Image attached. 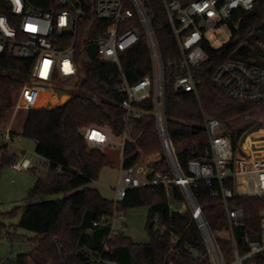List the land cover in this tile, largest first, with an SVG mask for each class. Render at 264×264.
<instances>
[{
  "label": "trees",
  "instance_id": "obj_1",
  "mask_svg": "<svg viewBox=\"0 0 264 264\" xmlns=\"http://www.w3.org/2000/svg\"><path fill=\"white\" fill-rule=\"evenodd\" d=\"M154 29L165 66V108L170 139L176 150L182 172L188 175V164L204 156L205 116L213 117L228 127L241 117H251L264 104H247L231 100L226 92L213 83L219 66L227 61H239L251 67L264 68V0H257L253 10L236 11L230 23L231 39L220 48L205 45L209 57L200 67L191 69L200 82L197 92H187L176 86L180 51L169 25L163 0H141ZM33 2L47 6L38 0ZM96 0H77L85 13L80 19L74 60L78 78L73 83L70 98L51 108L27 110L22 136L36 143V154L44 160V170L36 174V182L27 197L18 226L32 232L28 239L29 254L18 256L17 264H211L207 241L187 210L171 207L165 188L146 186L128 190L123 202L106 199L99 190L89 187L108 164L105 152L87 145L82 130L91 125L110 129L116 136L123 132L125 110L121 103L124 92L116 89L122 75L130 83L152 75V59L147 37L141 31L138 44L121 55L120 64L100 57L90 60L86 48L98 42L109 25L106 20L93 18ZM30 59L9 52L0 54V129L14 113V88L28 80ZM57 100V99H55ZM145 112L135 121L131 139L124 149L123 165L141 162L143 155L162 150L155 117L154 104L148 99L139 105ZM261 123H250L231 129L235 149L243 135ZM8 128V127H7ZM25 152L2 151L0 176L3 167L12 166ZM154 167V166H153ZM225 186L233 184L224 180ZM219 183L209 185L200 181L193 194L202 208L217 245L227 262L234 259V242L228 235V223L222 201L214 197ZM65 194L63 198L52 196ZM68 194V195H67ZM173 202L181 207L183 194L172 186ZM149 207L146 230L149 242L136 243L123 233L114 232V217L136 207ZM232 208L246 212V223L235 229L239 254L248 251L247 236L259 234L264 202L257 197L236 196ZM264 264V255L257 258Z\"/></svg>",
  "mask_w": 264,
  "mask_h": 264
},
{
  "label": "built area",
  "instance_id": "obj_2",
  "mask_svg": "<svg viewBox=\"0 0 264 264\" xmlns=\"http://www.w3.org/2000/svg\"><path fill=\"white\" fill-rule=\"evenodd\" d=\"M47 6L40 7L33 0H0V54L9 52L22 59H30L31 69L28 80L23 84L18 100L14 104V114L20 110L44 108V102L61 96L76 82L78 68L74 60L75 45L80 19L85 13L76 5L77 0H38ZM257 0H163L169 25L180 51L182 69L176 79V86L187 92H197V81L191 69L200 67L209 59L205 50L208 44L220 48L227 41L221 30L230 29L236 11L253 10ZM93 18L106 20L109 25L104 36L96 42L100 57L120 64L123 53L135 47L141 36L140 25L147 37L152 59V75L130 83L122 75L116 89L124 92L126 98L121 103L125 110L123 132L116 136L108 128L91 125L82 130L87 145L105 150L117 146L121 150L119 182L116 187V201L123 202L127 192L133 188L150 185L165 188L171 207L187 210L199 225L207 241L211 264H257V257L264 255V211L261 216L259 234L248 235L246 254H239L235 243V229L246 223V212L242 208H232L230 200L236 196L257 197L264 202V128H252L246 132L235 149L230 136L231 129L219 120L205 116L204 156L188 164L185 175L178 163L177 152L172 143L167 126L164 86L165 66L160 47L141 0H96ZM88 57V55H87ZM213 83L224 90L236 102L264 104V68L251 67L239 61L222 63L213 76ZM69 96V94H68ZM70 98V96H69ZM148 99L154 104L157 128L162 145V153L145 163L126 167L123 165L124 149L131 139L135 121L144 110L139 107ZM62 104V103H61ZM120 137L119 142L114 138ZM22 152L21 136L11 128L0 129V158L2 151ZM30 160L19 159L12 167L16 170L29 169ZM154 166V167H153ZM224 180L233 184L225 186ZM200 181L209 185L219 183L214 197L225 207L228 235L234 242V259L227 262L223 257L215 237L203 216L193 187ZM178 186L184 202L180 208L173 202L171 188ZM121 217L120 214H116ZM115 215V216H116ZM115 218V217H114ZM117 235L118 233L115 232ZM5 264V263H1ZM94 264H103L97 260Z\"/></svg>",
  "mask_w": 264,
  "mask_h": 264
},
{
  "label": "rangeland",
  "instance_id": "obj_3",
  "mask_svg": "<svg viewBox=\"0 0 264 264\" xmlns=\"http://www.w3.org/2000/svg\"><path fill=\"white\" fill-rule=\"evenodd\" d=\"M225 40L231 39V30L224 27L221 30ZM89 58V57H88ZM90 59V58H89ZM92 60V59H90ZM73 85L67 89L60 102L55 100L53 105L65 103L68 99L62 100L64 95L73 90ZM21 91L20 86H16L13 91L15 101L18 100ZM69 97V96H68ZM51 103L44 102L43 107L48 108ZM264 110V108H262ZM27 115L26 110H20L13 113L5 123V129L11 128L15 133L21 136L22 151L24 157L31 161L32 166L29 169L16 170L12 166H5L0 176V264H17L18 256L25 254L24 245L28 243L29 238L35 237L32 232L26 231L18 226L24 208L29 204L27 197L30 190L36 182V174L33 168L38 171L44 170V160L36 154V143L32 139L22 136L23 125ZM250 123H261L264 128V112L251 117H241L230 123V129L243 127ZM264 137V136H259ZM115 142L120 141V137L114 138ZM176 150L179 146L175 147ZM108 157V164L101 170L97 180L93 181L89 187L99 190L102 196L109 200L116 201V187L119 182V172L122 161L121 150L117 146L108 147L105 150ZM162 150L153 155H143L140 163H145L161 155ZM68 195V194H67ZM65 194L52 196V199L63 198ZM179 208V207H178ZM149 216V207L142 206L127 210L121 217L117 215L114 218V232L123 233L132 238L136 243L145 244L149 242V236L146 230L147 219ZM28 246V244H27ZM29 249V247H28ZM250 263L246 261V264Z\"/></svg>",
  "mask_w": 264,
  "mask_h": 264
},
{
  "label": "water",
  "instance_id": "obj_4",
  "mask_svg": "<svg viewBox=\"0 0 264 264\" xmlns=\"http://www.w3.org/2000/svg\"><path fill=\"white\" fill-rule=\"evenodd\" d=\"M86 53H87V55H88V57L90 59H95L96 56H97V53H98L97 44L96 43H91L90 45H88L87 48H86ZM66 98L69 99V97L67 95H64L62 100L66 99ZM24 250H25V254H29V249H28L27 244L24 245Z\"/></svg>",
  "mask_w": 264,
  "mask_h": 264
}]
</instances>
